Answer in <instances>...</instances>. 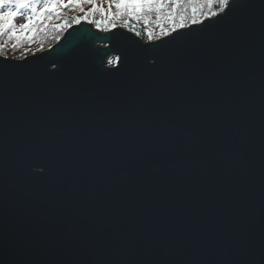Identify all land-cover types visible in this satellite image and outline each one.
Returning <instances> with one entry per match:
<instances>
[{"label":"water","instance_id":"1","mask_svg":"<svg viewBox=\"0 0 264 264\" xmlns=\"http://www.w3.org/2000/svg\"><path fill=\"white\" fill-rule=\"evenodd\" d=\"M232 3L0 56V264H264V0Z\"/></svg>","mask_w":264,"mask_h":264},{"label":"trees","instance_id":"2","mask_svg":"<svg viewBox=\"0 0 264 264\" xmlns=\"http://www.w3.org/2000/svg\"><path fill=\"white\" fill-rule=\"evenodd\" d=\"M47 5L45 0L36 5L43 9ZM8 7V6H5ZM55 11L45 13L42 19L35 21L28 29L21 30L20 24L26 23L29 11L21 10L15 24V35L12 31H6L0 35V55L10 58H22L29 52H40L48 49L58 42L66 30L73 24L81 22L79 13L86 12L88 4L81 6H64L57 3ZM223 8L218 0L209 3L208 0H181L178 4L166 3L162 7H153L133 13L131 9L118 13L115 6H110V19L107 30L121 27L137 35L143 41H154L166 36L175 30L211 18L218 14ZM83 16V15H82ZM115 25V27H113ZM111 61V63H109ZM116 63L114 56L106 59V65L112 66Z\"/></svg>","mask_w":264,"mask_h":264},{"label":"snow or ice","instance_id":"3","mask_svg":"<svg viewBox=\"0 0 264 264\" xmlns=\"http://www.w3.org/2000/svg\"><path fill=\"white\" fill-rule=\"evenodd\" d=\"M110 6L114 5L118 13L126 12L131 9L133 13H137L144 9H151L153 7H162L166 3L178 4L181 0H105ZM209 3L213 0H208ZM223 5L220 15L227 17L229 12L232 10V0H218ZM41 0H0V35H3L6 31H12L15 35L14 29L17 27L15 24L16 19L22 15L21 10L30 12V15L26 17V23L20 24L21 30L28 29L32 24L42 19L45 13L55 11V5L57 3L64 6H81L84 4L93 5L92 12L94 13L98 9L95 7L98 4V0H45V3L50 6L44 7L42 10L38 9L36 5L40 4ZM8 6V7H5ZM115 27V25H113ZM116 61L119 62L121 57H115ZM111 63V61H109ZM119 67V63L117 64Z\"/></svg>","mask_w":264,"mask_h":264},{"label":"rangeland","instance_id":"4","mask_svg":"<svg viewBox=\"0 0 264 264\" xmlns=\"http://www.w3.org/2000/svg\"><path fill=\"white\" fill-rule=\"evenodd\" d=\"M93 7H94L93 5L88 4V8H86V12L79 13L78 17L80 16L81 22H86L88 24H91L95 28H108L110 24L109 19L111 15L110 5L106 3L105 0H98V4L95 7H97L98 9H102V11L97 10L93 13L92 12ZM35 53L37 52H29L25 54L24 57L35 54ZM2 57H5V56H2ZM13 59H21V58H13Z\"/></svg>","mask_w":264,"mask_h":264}]
</instances>
